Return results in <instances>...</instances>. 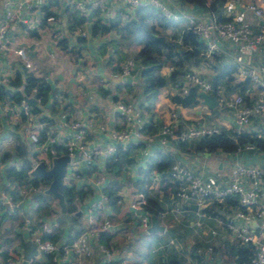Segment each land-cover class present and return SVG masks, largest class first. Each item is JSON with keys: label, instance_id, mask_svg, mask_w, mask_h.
Here are the masks:
<instances>
[{"label": "crops", "instance_id": "crops-1", "mask_svg": "<svg viewBox=\"0 0 264 264\" xmlns=\"http://www.w3.org/2000/svg\"><path fill=\"white\" fill-rule=\"evenodd\" d=\"M159 1L177 19L169 26L156 23L151 26L164 34L174 47L182 46L181 32L186 28L190 17L217 18L215 13L195 1ZM202 1L206 5L211 3V0ZM4 2L5 0H0V15L3 13ZM250 2L263 9L262 17L245 9V5ZM39 3L42 23L35 29L29 30L22 25L11 31L6 48L0 53V73L22 71L23 61L15 50L23 47L26 58L32 65L28 70L37 77H43L49 85L45 100L39 104L33 102L36 120L43 122L39 142H46L48 136L56 137L59 141L56 145L60 152L58 155L63 154L61 142L69 132L67 123L72 120H79L85 127V141L89 146L104 147L114 143L110 130L125 126L124 119L115 109L118 101H128L140 107L143 120L152 133L159 132L164 123L174 120L173 123L180 130L186 126L215 125L234 139L235 134L244 132L262 135V114L252 116L247 125H240L234 112L220 103L209 108L199 98L195 104L181 105L171 97L179 92L173 77L183 80L182 71L194 72L212 81L222 67L232 66L235 68L233 79L229 83L219 84L216 89L228 98L241 94L247 105L264 101V90L253 84L248 77L238 74L235 60V56L241 54L246 67L263 68L261 76L264 80V45L243 42L235 48L230 40L216 39L218 51L211 54L201 51L184 60L179 68L181 74L170 72L168 64H164L157 73L162 79V85L153 107L147 110L144 108L142 95L141 68L135 66L132 75L128 77L122 76L120 72V63L126 57L135 56L141 45L114 27L103 31L99 26L95 33L91 29L94 20H98L101 26H108L115 24L114 19L118 18L117 27L123 26L135 20L136 8L114 1L104 2L93 16V21L85 22L87 35L79 37L72 34L71 7L66 5L65 0H39ZM218 7L217 15L235 21L245 20L255 32L264 33V0H227ZM246 80L249 82H245ZM0 129V190L12 194L19 204L18 210L11 216H6L0 206V213L3 215L0 220V264H7L9 256L17 264H23L24 252L33 243L31 235L23 228V218L27 215L32 218L35 226L42 220L51 224L52 230L60 234L61 240L71 239L90 225L99 226L105 217L111 219L113 226L104 231L103 235L106 244L100 238L93 239L90 257L70 255L67 262L62 264H162L170 259H177L181 264H239L236 252L242 244L226 225L229 222H240L235 217L238 205L231 199L217 203L208 199L202 206L193 201L180 200L174 195L176 184L169 177L168 171L173 162L179 161L207 185L221 187L228 183L230 170L237 163L255 165L264 175V152L255 148H241L232 152L222 149L209 151L200 148L198 141L194 139L184 143L170 139L162 144L157 135L150 143L132 148V162L124 164L118 173L105 172L103 158L90 165L80 164L66 173L63 183L78 189L89 187V191L81 204L76 206L75 212L71 210V202H66L63 212L54 196L35 206L39 202L33 197V192L38 188L33 190L25 180L16 179L9 172L10 168L19 170L22 165L24 158L17 156L19 144L25 146V158L30 163L37 156V145L30 146L17 126L9 123L2 115L1 109ZM128 145L120 146L126 148ZM163 155L168 158L169 167L161 171L153 168L148 174L145 173L151 160H158ZM54 157L56 156L46 152L40 162L43 161L50 167ZM92 165L95 168L89 172ZM100 177H103L104 184L111 178L120 185L117 190L120 202L112 208L103 203L94 205L100 198L101 190L96 185V180ZM141 182L160 208L159 216L156 217L163 226L162 230H141L138 219L131 213L129 202L136 192L141 191L138 188ZM262 187L264 188V177ZM63 213L67 216L56 221ZM151 215L153 214H150V219ZM258 223V220L250 222L254 232L263 235L264 239V229H260ZM126 235L130 237L126 239ZM145 235L151 236L156 243V246L152 243V249L142 244ZM100 243L111 249L112 256L108 258L101 252ZM34 248L35 254L26 264H47V257L39 254L35 244Z\"/></svg>", "mask_w": 264, "mask_h": 264}, {"label": "built area", "instance_id": "built-area-1", "mask_svg": "<svg viewBox=\"0 0 264 264\" xmlns=\"http://www.w3.org/2000/svg\"><path fill=\"white\" fill-rule=\"evenodd\" d=\"M114 1L133 8L143 5H153L158 7L162 13L170 20H176V15L171 14L160 3L159 0H65L66 5L70 6L71 12L78 11L81 15H89L92 10L102 6L104 2ZM3 13L0 15V53L6 48L8 36L15 27L22 25L26 29H35L41 24L42 13L39 0H5L3 4ZM245 9L253 12L257 17L263 16V9L260 6L250 2L245 5ZM186 29L194 33L204 42V53L211 54L218 51L216 39L230 40L236 48L239 44L246 42L249 44L264 45V33L255 32L249 22L245 20L235 21L233 19H217L216 17L195 18L190 17L187 20ZM72 34L79 37H85L87 32L84 24H78L72 30ZM19 58L23 61V66L31 68L30 61L26 58V52L23 47L15 50ZM237 62V72L249 78L258 88L264 90V80L261 73L263 68L246 67L243 56H235ZM170 72H180L181 70L173 65H168ZM135 68L133 57H126L120 63V72L122 76H131ZM14 76V72L0 73V83L7 84L9 79ZM183 80L177 82L180 94H185L191 86H196L200 91L214 94L218 103L230 108L240 125H247L254 115H264V101L259 100L253 105H247L243 102V96L239 93L228 98L220 90L215 89L211 82L194 72L182 71ZM22 88V87H21ZM37 89L31 87L29 95H24L18 100L9 96L0 99V109L6 120L17 126L27 138L28 144L32 147L37 145V156L30 163V171L33 170L46 152L57 156L60 154L56 145L59 141L56 137L48 136L46 142H39V131L43 127V122L36 120V113L33 111V102L41 103L40 97H35ZM116 111L124 119L123 128H113L110 130V136L114 143L99 146L88 145L86 143V129L79 120H72L67 123L69 132L61 142L62 153L68 155L67 167L71 170L80 164L90 165L100 158H106L117 151V146H126L132 144L135 147L140 144H148L158 135L162 144L173 139L175 141L185 142L191 139H198L206 135L219 133L221 130L215 125L205 126H186L183 130L177 128L176 123H164L159 132L144 134L142 132L143 119L138 106L128 101H118L115 104ZM1 133V129H0ZM254 148L251 144H245L244 149ZM241 148H237L239 150ZM169 177L175 181L176 188L174 195L183 201H193L198 206H202L208 199L216 202H223L227 197H232L237 202L235 217L239 223H227L235 238L241 244L251 243L255 247L252 259L246 264H264V239L263 235L256 234L250 224L253 220H258V227L264 229V188L263 172L255 165L237 163L232 166L229 173V181L223 186L211 187L197 177L184 164L179 161L173 162L169 167ZM103 177L96 180V185L101 190L100 198L94 204L95 206L106 204L107 194L102 190ZM32 188V186H31ZM120 202V199L119 201ZM146 196L142 191L136 192L129 202L132 215L138 219L139 227L147 231L151 219L150 214L144 211ZM0 206L4 209L6 216H11L18 210L19 204L15 201L12 194L0 190ZM38 206V203H35ZM3 215L0 213V220ZM113 226L109 217H105L99 226H88L71 239L51 240L45 237V234L52 231L51 224L42 220L34 225L32 218L27 215L23 218V228L31 235L32 242L35 244L39 254L47 257V264H62L67 262L70 255L77 257H90L92 255L91 240L98 239L100 234ZM130 237L126 235V239ZM262 238V239H261ZM99 249L108 258L112 256L111 249L103 243L99 244ZM49 257V258H48ZM7 264H17V261L10 256L6 259Z\"/></svg>", "mask_w": 264, "mask_h": 264}, {"label": "trees", "instance_id": "trees-1", "mask_svg": "<svg viewBox=\"0 0 264 264\" xmlns=\"http://www.w3.org/2000/svg\"><path fill=\"white\" fill-rule=\"evenodd\" d=\"M195 1L205 9L216 14L217 19L223 20L225 17L217 15L219 7L223 5L227 0H211L209 5H206L202 0H188ZM100 9V7H98ZM98 8L92 10L89 15H81L78 11L71 12L70 9V20L72 22L71 29L76 28L78 24H85V22L93 21L92 18L96 14ZM41 9V8H40ZM136 18L133 21L125 23L123 26L117 27V19L115 24H110L108 26H101V23L98 20H94V23L91 26L92 31L95 33L100 26L101 30H109L111 28H116L118 31H123V34H127L128 37H131L136 44L141 45L138 52L135 56H132L135 61V66L140 67V77L143 85V100L147 110H150L154 105V100L159 92V89L162 85V79L157 76L159 69L164 65H173L180 68L182 62L186 59L196 56L199 52L204 51L205 44L202 42L199 37L192 33L188 29H184L181 32V45L179 47H174V45L169 44L166 36L160 33L157 29L152 28V23H156L160 26H169L174 20L167 18L162 11L153 5H143L135 10ZM46 17V14L44 15ZM42 23V22H41ZM163 36V38H159ZM187 46V48H184ZM235 71V68L232 66H224L218 72H216L214 78L211 82V85L216 89L219 84L223 82L229 83L233 77L232 73ZM175 74H181L180 72H175ZM179 78L173 77V82L179 83ZM245 82H249L246 80ZM244 82H241L243 84ZM245 84V83H244ZM239 85V83L237 84ZM35 86L37 91L35 97H40L41 103L45 100L47 92L49 90L48 83L43 79V77H37L33 75L32 72L28 70L25 66L22 67V71H16L14 76L9 79L7 84L0 83V99L5 96H9L14 100H18L24 95H29L31 87ZM22 87V88H21ZM199 90L196 86H191L185 94H180L179 92L176 95H173L171 99L176 103L181 105H192L199 101ZM33 111H36L35 104L33 103ZM140 111L141 108L139 107ZM142 115V111H141ZM143 119V115H142ZM142 132L144 134H150L153 131L148 129L146 123L143 120ZM226 132L220 131L219 133L206 135L198 139V146L200 148H205L206 150L213 151L217 149H222L227 152H232L237 150V148H244L245 144H251L255 149L264 152V133L262 135H257L256 133H241L235 134V139L231 138ZM179 143H184L177 141ZM187 142V141H185ZM135 146L129 144L126 148H122L120 145L117 147V151L104 158V170L107 173L115 172L118 173L119 169L123 167L124 164L129 165L132 162L131 150ZM17 156L24 158L22 165L19 170L13 168L9 169V172L15 175L16 179L25 180L27 184L32 186L33 197L37 200L38 205L44 203L47 198L53 197L51 194L46 192V188L50 182L49 177H40L32 175L30 173V162L27 160L25 155L27 150L23 144H19ZM136 148V147H135ZM168 158L163 155L158 160H151V164L148 166L147 173L151 169L155 168L158 171L164 170L169 167ZM91 172L94 170L95 166L92 165ZM9 173V174H10ZM169 173V171H168ZM146 175V174H144ZM169 175V174H168ZM40 185V187H39ZM42 186V187H41ZM119 184L113 180L109 179L103 186V191L107 194V205L112 208L119 201V195L117 190L119 189ZM146 196V204L144 205V211L149 214H154L159 216L160 208L148 195L147 187L143 186L142 182L138 186ZM58 190L62 193L66 202L73 203L71 210L76 211V206L80 205L82 200L85 198L89 187L86 188H76L75 186L63 183L59 186ZM231 199L237 205V202L232 197H227L225 200ZM230 200V201H231ZM216 202V201H214ZM232 202V204L234 203ZM217 203V202H216ZM40 208V207H39ZM74 219V218H73ZM105 232L100 234V241L106 244V241L103 239ZM45 237L51 240H57L60 238V234L56 233L53 229L50 233L45 234ZM255 247L251 243L242 244L236 252L237 261L239 264H246L249 262L254 255ZM49 258V257H48ZM162 264H181L177 259H170L167 262Z\"/></svg>", "mask_w": 264, "mask_h": 264}, {"label": "water", "instance_id": "water-1", "mask_svg": "<svg viewBox=\"0 0 264 264\" xmlns=\"http://www.w3.org/2000/svg\"><path fill=\"white\" fill-rule=\"evenodd\" d=\"M161 39V38H160ZM199 96L204 104H206L209 108H214L217 106L218 101L214 94H209L204 91L199 92ZM68 155L62 154L54 157L52 159V165L47 167L46 164L41 161L38 165L31 171L32 175L40 176V177H49L50 182L46 188V192L51 194L52 196L58 199L61 210L64 212L66 209V201L62 193L58 190L59 186L63 184V177L66 173L71 171L70 168H66V164L68 161ZM67 215L63 213V216H60L56 219L59 221L61 217H66ZM163 226L158 223V219L156 215H151V226L148 228V232H156L158 230H162ZM35 254L34 244L30 243L29 248H27L24 252L23 256V264H26Z\"/></svg>", "mask_w": 264, "mask_h": 264}, {"label": "rangeland", "instance_id": "rangeland-1", "mask_svg": "<svg viewBox=\"0 0 264 264\" xmlns=\"http://www.w3.org/2000/svg\"><path fill=\"white\" fill-rule=\"evenodd\" d=\"M263 133H264V131H263ZM262 133V134H263ZM49 166V165H48ZM69 182H70V180H69ZM125 238V236L123 235V239ZM142 244L143 245H148V247H150V249H152V243L154 242L152 239H151V236H147V235H145L143 238H142ZM155 243V242H154ZM154 246H156V243L154 244Z\"/></svg>", "mask_w": 264, "mask_h": 264}]
</instances>
